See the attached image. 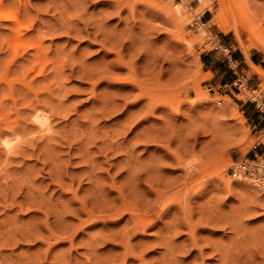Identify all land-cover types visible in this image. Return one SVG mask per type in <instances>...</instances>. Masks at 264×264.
Listing matches in <instances>:
<instances>
[{
    "label": "rangeland",
    "instance_id": "obj_1",
    "mask_svg": "<svg viewBox=\"0 0 264 264\" xmlns=\"http://www.w3.org/2000/svg\"><path fill=\"white\" fill-rule=\"evenodd\" d=\"M3 3L0 264H264V186L232 175L264 151V0Z\"/></svg>",
    "mask_w": 264,
    "mask_h": 264
},
{
    "label": "bare ground",
    "instance_id": "obj_2",
    "mask_svg": "<svg viewBox=\"0 0 264 264\" xmlns=\"http://www.w3.org/2000/svg\"><path fill=\"white\" fill-rule=\"evenodd\" d=\"M209 2H210V0H208ZM207 0H201V2H202V10L203 9H211V4L212 3H209ZM4 0H0V19H3V20H11L13 23H14V25H20L21 24V22H20V20H19V18H20V16H18V13H16V12H14V10L12 11L11 9H9L10 7H11V5H9L10 7L9 8H7L6 9V7H4L5 5H4ZM187 2V1H186ZM11 3V2H10ZM172 3V2H171ZM236 3V2H235ZM12 4V3H11ZM13 4H15V2L13 3ZM201 4V3H200ZM200 7V6H199ZM12 8V7H11ZM238 8V7H237ZM248 8V7H247ZM169 11V10H168ZM240 11V10H239ZM244 11V10H243ZM163 12V11H162ZM178 12H181V10H180V8L178 9ZM227 12H228V10H227ZM232 12V11H231ZM184 13H186V12H184ZM200 13V12H199ZM226 13V12H225ZM242 13V12H241ZM176 14V13H175ZM174 14V15H175ZM179 14V13H178ZM228 14H229V12H228ZM249 14V13H248ZM20 15V14H19ZM171 15H173V14H171ZM220 15V14H219ZM232 15V14H231ZM234 15H237V18H236V23H235V26H232L231 25V23H230V21L228 20V17L226 16V14H221V22L220 21H218V22H220V25H219V27H220V29L222 30V31H224V32H228V31H230V30H232V29H235L237 32H238V36L240 35L239 34V31H238V27H239V25H242L243 27H244V29L245 30H247L250 34H251V37L252 36H256L257 37V35H258V29L256 28V26H255V23H254V21L252 20V19H250V17L248 18V16H244V17H242V16H239L237 13H234ZM169 18H170V16H169ZM173 18V17H172ZM252 18V17H251ZM21 19V18H20ZM175 19V18H174ZM187 19V18H186ZM171 20H173V19H171ZM21 21H22V19H21ZM233 21V20H232ZM231 21V22H232ZM23 22V21H22ZM177 22V21H176ZM175 22V23H176ZM25 23V22H24ZM181 23V22H180ZM179 23V24H180ZM26 24H27V22H26ZM23 25H25V24H21V27L23 26ZM181 25V24H180ZM25 26H27V25H25ZM241 26V27H242ZM156 27H154V29H155ZM19 29V28H18ZM100 29V28H99ZM16 30H14V32H15ZM101 31V30H100ZM18 32V31H17ZM105 32V31H104ZM107 32V31H106ZM100 33V32H99ZM15 34H17V33H15ZM106 34V33H105ZM113 34V33H112ZM18 35V34H17ZM19 35H20V33H19ZM17 36V38H16V42L15 43H20V44H22V43H27L26 42V40L23 42V39H24V36ZM101 35V34H100ZM237 35V34H236ZM104 36V35H103ZM111 36V35H110ZM110 36H108V37H110ZM112 39V38H111ZM110 39V40H111ZM107 40V39H106ZM105 40V41H106ZM116 40V39H115ZM118 40V39H117ZM116 40V41H117ZM121 40H123V39H121ZM32 41H34V40H32ZM104 41V40H103ZM111 41H113V43L112 44H114L115 42H114V40H111ZM120 41V40H119ZM118 41V42H119ZM255 41V40H254ZM109 42V41H108ZM118 42H116L115 44H118L119 45V43ZM29 44L31 43V41L30 42H28ZM36 43V42H35ZM109 43H111V42H109ZM29 44H28V46H29ZM34 44V43H33ZM32 43H31V46L33 45ZM250 44H251V41H250ZM249 44V45H250ZM27 46V45H26ZM37 46V45H36ZM102 46V45H101ZM251 46V45H250ZM246 47V46H245ZM246 50V49H245ZM117 56H118V58L119 59H122V56H121V53L120 52H118L117 53ZM250 60V59H249ZM120 62V61H119ZM124 63V62H123ZM250 63L254 66V68H255V70H256V72L257 73H259L262 77H264V70H262L261 69V67L260 66H258V65H255V64H253L251 61H250ZM125 64V63H124ZM120 65V64H119ZM118 65V66H119ZM125 66V65H124ZM43 67V66H42ZM46 69V68H45ZM38 72V71H37ZM41 72V71H40ZM130 72H131V70H130ZM130 72H128V74L130 75ZM132 74V73H131ZM134 74V73H133ZM130 78H131V75L129 76ZM137 78V77H136ZM116 79V78H115ZM118 80H121V79H118ZM123 80V79H122ZM129 80V79H128ZM125 81V80H124ZM129 81H132V82H134V84L133 85H136V86H140L141 84H139L140 83V81H138V80H136L135 79V76H134V78H131ZM143 85V84H142ZM138 87H136V88H138ZM142 88V87H141ZM139 90V89H138ZM141 91V90H140ZM144 91V90H143ZM252 93H254V91H252ZM145 95H147V94H145ZM149 95V94H148ZM253 98H255L256 99V96L254 95V97ZM141 100V99H140ZM149 104H150V102H148ZM153 103V102H152ZM155 103H156V101H155ZM148 105V104H147ZM152 105V104H151ZM149 106V105H148ZM182 148H183V146H182ZM176 153V152H175ZM169 155H171V154H169ZM177 156H179V155H174V158H175V161H177L176 160V158L178 159V157ZM173 158V157H172ZM181 158V157H180ZM178 165V164H177ZM187 165V168L188 167H190L188 164H186ZM182 169V168H181ZM184 170V169H183ZM187 172V171H186ZM192 173V172H191ZM224 175V174H223ZM233 176H236L238 179H243V178H245V177H242V176H240V175H234V174H232ZM232 176V177H233ZM186 177V176H185ZM223 178V177H222ZM221 178V179H222ZM224 180L226 181L227 179H226V177L224 176ZM251 180V179H250ZM188 181V180H187ZM189 181H190V179H189ZM189 181H188V183H189ZM224 181V182H225ZM227 182V181H226ZM229 182H227V184H228ZM202 184V183H201ZM200 184V185H201ZM226 184V185H227ZM257 185V184H256ZM184 186H186V185H184ZM193 186H195V184L193 183V185H192V187ZM224 187H226L225 185H224ZM184 188V187H183ZM194 188H196V187H194ZM224 190H225V188H224ZM162 197V196H161ZM157 198H158V196H157ZM162 200V199H161ZM163 202H164V200H163ZM163 202H160V203H162L163 204ZM181 202V201H180ZM181 204H183L182 202H181ZM161 205V204H160ZM180 206V205H179ZM150 207V206H149ZM160 207V206H159ZM190 209V208H189ZM169 210V209H168ZM147 211V210H146ZM170 211V210H169ZM189 213H190V211H189ZM222 213V212H221ZM211 214V213H210ZM223 214V213H222ZM212 215V214H211ZM210 215V216H211ZM134 216V215H133ZM136 216V215H135ZM210 216H209V218H210ZM214 216V215H213ZM215 217V216H214ZM218 217V216H217ZM146 218V217H145ZM207 218H208V216H207ZM212 218V217H211ZM134 219H136V217H134ZM138 219V218H137ZM144 219V218H143ZM213 219V218H212ZM215 219L217 220L218 218H216L215 217ZM220 219H222V218H220ZM145 221V220H144ZM209 221V220H208ZM139 222V221H138ZM140 222H141V220H140ZM143 222V221H142ZM141 222V223H142ZM146 222V221H145ZM213 222H214V220H213ZM222 222H224V221H222ZM137 223V222H136ZM216 223H217V221H216ZM143 224H145V223H143ZM146 224H148V223H146ZM145 224V225H146ZM220 224V223H219ZM141 225V224H140ZM218 225V224H217ZM137 226V225H136ZM192 226V225H191ZM141 227V226H140ZM140 230H141V228H139ZM170 230V229H169ZM177 230V229H176ZM175 230V231H176ZM142 231V230H141ZM193 233V232H192ZM173 235H174V233H173ZM192 236V235H191ZM169 237V236H168ZM193 237V236H192ZM191 237V238H192ZM171 239V238H170ZM196 241V240H195ZM192 243V242H191ZM166 244V243H165ZM170 244V243H169ZM171 245V244H170ZM172 246V245H171ZM195 246V245H194ZM168 247V246H167ZM170 247V246H169ZM168 247V249H170ZM197 247V246H196ZM224 250V249H223ZM225 251V250H224ZM230 251V250H229ZM218 252H219V250H218ZM170 253H172L171 251H170ZM225 253H227V251H225L224 252V254ZM220 254V253H219ZM222 254V253H221ZM172 256V255H171ZM174 256V255H173ZM222 256V255H221ZM226 256V255H225ZM170 257V256H169ZM226 257H229L230 258V256H226ZM168 259V258H167ZM178 259V258H177ZM176 259V260H177ZM169 260V259H168ZM167 260V261H168ZM170 260H172V259H170ZM175 260V261H176ZM225 260H227L226 258H225ZM225 260H223V261H225ZM178 261V260H177ZM230 261V260H229ZM233 262H235L234 260H232ZM172 262H173V260H172ZM228 262V261H227ZM233 262H232V264H233ZM167 264V263H166ZM170 264H172L171 262H170ZM174 264H176L175 262H174ZM178 264V263H177ZM224 264V263H223ZM227 264H229V263H227ZM239 264V263H238ZM244 264V263H243Z\"/></svg>",
    "mask_w": 264,
    "mask_h": 264
},
{
    "label": "built area",
    "instance_id": "obj_3",
    "mask_svg": "<svg viewBox=\"0 0 264 264\" xmlns=\"http://www.w3.org/2000/svg\"><path fill=\"white\" fill-rule=\"evenodd\" d=\"M226 50L227 49L224 51ZM225 61L234 75L232 85H234V87L238 90V93H241L242 89H247V81L245 80L244 75L239 71L238 64L231 54H228L227 52L225 53ZM251 101L256 105L259 104L255 98ZM233 174L249 178L259 186H264V153H261L259 157L255 156L252 160L238 161L234 167Z\"/></svg>",
    "mask_w": 264,
    "mask_h": 264
},
{
    "label": "crops",
    "instance_id": "obj_4",
    "mask_svg": "<svg viewBox=\"0 0 264 264\" xmlns=\"http://www.w3.org/2000/svg\"><path fill=\"white\" fill-rule=\"evenodd\" d=\"M255 58L257 59V60H255ZM250 61L253 63V64H255V65H260L261 63V59H259V56H258V54L257 53H252V55H251V57H250ZM252 103H254V102H252ZM255 107L256 108H259L260 107V105L258 104V105H256L255 104ZM255 111H257V110H253L252 111V114H251V120L252 121H255V127L256 126H258V129H257V131H256V133L258 134V135H261L262 137H264V116H261V115H259V114H255ZM253 117V118H252ZM257 145H259V148H260V150H264V142H258V144ZM262 153H264V151H262Z\"/></svg>",
    "mask_w": 264,
    "mask_h": 264
}]
</instances>
